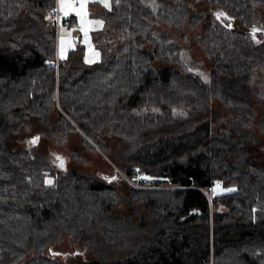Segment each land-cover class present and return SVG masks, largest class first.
Instances as JSON below:
<instances>
[{
  "label": "trees",
  "instance_id": "obj_1",
  "mask_svg": "<svg viewBox=\"0 0 264 264\" xmlns=\"http://www.w3.org/2000/svg\"><path fill=\"white\" fill-rule=\"evenodd\" d=\"M56 1L0 0V264H264V160L250 98L264 95V39L250 33L264 25V0H207L219 9L199 39L212 60L205 79L184 66L197 64L176 30L197 20L187 0L101 6L95 62L77 41L58 57ZM31 115L52 136L78 127L104 150L105 135L116 136L115 159L136 184L123 181L119 193L9 149ZM256 124L264 132V114ZM215 185L230 189L214 194ZM124 204L133 209L121 214ZM65 233L94 259L58 260L51 247Z\"/></svg>",
  "mask_w": 264,
  "mask_h": 264
},
{
  "label": "rangeland",
  "instance_id": "obj_2",
  "mask_svg": "<svg viewBox=\"0 0 264 264\" xmlns=\"http://www.w3.org/2000/svg\"><path fill=\"white\" fill-rule=\"evenodd\" d=\"M113 0H110L112 4ZM191 9L198 15L197 20H191L187 17L181 26L173 27L177 30V33L185 34V40H181V44L185 47L184 51L188 53V58L196 60L197 64H189L187 61V71L196 73L201 79H205L212 70V60L207 55L204 46L200 44L199 39L204 34L207 24L212 21L216 16V11L219 8L211 6L207 3V0H187ZM76 11H69L67 16L64 15V11L61 9L60 0L56 1L55 14L50 15L52 19L56 20L58 37H57V52L60 57L67 55L69 49L74 48L76 38L78 37L79 43L84 47L85 58L88 62H95L100 60L101 51L96 46L93 37V31L100 29L103 26L95 21H102L103 19L97 17L98 10L101 6H104L100 0H87V3L83 9H81V0H71ZM77 11L81 12V15H85L84 23H81V16L77 15ZM262 16L264 18V10L261 9ZM93 23H89V22ZM225 22L228 24L233 21L230 18H226ZM235 26L239 27L238 21H234ZM233 25V26H234ZM257 31L253 35V30L250 32L254 39L260 41L264 39V25L255 28ZM87 30V36L85 31ZM243 30H246V28ZM176 33V34H177ZM64 49L63 55L61 49ZM98 54V55H97ZM188 60V59H187ZM157 65H163L164 62L156 59ZM176 67H180L178 63H173ZM238 90H240L238 88ZM247 90H240L241 94H247ZM251 94V93H250ZM251 100L255 103L256 117L254 120L256 133L259 137V141L256 143L258 156L264 160V132L257 127L259 118L264 114V95L253 93L250 95ZM212 103L217 110L226 112V108L221 104L217 98L212 99ZM36 135L40 136L37 144L31 143L32 138ZM107 141L110 144L109 150H104L97 143H95L90 137L83 134V131L77 127L76 130H72L67 136L49 134L45 126L40 123L37 116L31 115L25 119L6 139V146L9 149H28L35 151L38 154L45 156L53 165L59 170L70 171L76 170L85 175L95 176L97 178L112 182L117 191L122 193L123 181L127 180L129 183L135 185L127 175L121 170L120 165L115 159V148L117 146L118 138L114 135H105ZM89 140L91 146L85 141ZM65 159L66 165L61 166V161ZM52 179L49 178V181ZM230 188L220 185L213 186V193H219L227 191ZM127 190V187H126ZM134 209L141 208L139 203L132 205ZM133 209L131 206L122 205L119 209V213H127ZM142 209V208H141ZM85 242L71 233H65L59 238L57 243L53 244L51 249L55 253V257L64 261L70 257H74L75 260H87L94 259L95 254L88 248L89 246L84 244Z\"/></svg>",
  "mask_w": 264,
  "mask_h": 264
},
{
  "label": "snow or ice",
  "instance_id": "obj_3",
  "mask_svg": "<svg viewBox=\"0 0 264 264\" xmlns=\"http://www.w3.org/2000/svg\"><path fill=\"white\" fill-rule=\"evenodd\" d=\"M101 3H103L104 7L105 8H111V3H110V0H100ZM119 2V0H117V3ZM60 3H61V9L64 11V15L67 16L69 14V11H76L74 5L71 3V0H60ZM87 3V0H81V9H83L85 7ZM77 15H80L81 16V23L83 24L84 23V19H85V15H81V12L80 11H77ZM224 15L223 13H217V16L218 18L220 16ZM89 23H93V22H89ZM94 23H97V24H100L102 25V21H95ZM85 31V35L87 36V30H84ZM257 30L256 29H253V35H255V32ZM63 52H64V49L62 47L61 49V54L63 55ZM98 55V54H97ZM38 137L33 139L31 141V143L35 144L37 141H38ZM61 166H63V162L61 161ZM49 183H51V181H49Z\"/></svg>",
  "mask_w": 264,
  "mask_h": 264
},
{
  "label": "water",
  "instance_id": "obj_4",
  "mask_svg": "<svg viewBox=\"0 0 264 264\" xmlns=\"http://www.w3.org/2000/svg\"><path fill=\"white\" fill-rule=\"evenodd\" d=\"M76 41L79 42L78 37L76 38ZM37 137L40 139V136L39 135H36V136H34L32 138V140L35 139V138H37ZM39 139H38V141L35 144H37L39 142ZM62 162H63V166H65L66 165L65 159H63Z\"/></svg>",
  "mask_w": 264,
  "mask_h": 264
},
{
  "label": "built area",
  "instance_id": "obj_5",
  "mask_svg": "<svg viewBox=\"0 0 264 264\" xmlns=\"http://www.w3.org/2000/svg\"><path fill=\"white\" fill-rule=\"evenodd\" d=\"M55 12H56V10H55L54 12L52 11L51 14L54 15ZM58 57L60 58V55H58ZM59 58H57V60H56V63H55L56 65L58 64V59H59Z\"/></svg>",
  "mask_w": 264,
  "mask_h": 264
},
{
  "label": "crops",
  "instance_id": "obj_6",
  "mask_svg": "<svg viewBox=\"0 0 264 264\" xmlns=\"http://www.w3.org/2000/svg\"><path fill=\"white\" fill-rule=\"evenodd\" d=\"M50 18H51V16H50ZM52 19V18H51ZM57 47H58V44H57ZM57 55H58V52H57Z\"/></svg>",
  "mask_w": 264,
  "mask_h": 264
}]
</instances>
